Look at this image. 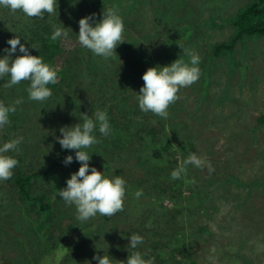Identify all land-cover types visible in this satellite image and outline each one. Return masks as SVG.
<instances>
[{"label": "rangeland", "instance_id": "1", "mask_svg": "<svg viewBox=\"0 0 264 264\" xmlns=\"http://www.w3.org/2000/svg\"><path fill=\"white\" fill-rule=\"evenodd\" d=\"M158 1L124 0L122 9L119 10L120 15L127 10L126 18L129 24L123 23L124 30L135 38L140 37L138 31L143 33L146 40H142V43L152 48L153 56L158 57L156 65L158 67L168 66L179 58L188 62L190 58L182 50H193L200 57L198 67L201 75L196 83L179 90V99L175 104H184V109L177 114V120L171 119L173 123L184 120L190 122L188 126L180 123L174 127L180 139H189L188 144L182 142V148L185 151L176 147L174 151L177 152L173 154L165 146L151 145L150 137H148L144 142L150 147L147 157L150 162H153L157 155L158 157L163 155L164 162H169L174 166L169 172L170 178L172 171L183 163L190 153L195 152L203 161L201 168L195 167L196 170H193L194 175L191 176V182L188 188L183 189L180 197L181 202L185 205L193 203L197 210L191 222L183 224L181 228L186 231V237L189 240L193 238V243L190 245L196 253L198 264H264V123L259 120L264 115V39L249 40L246 58L240 63L238 59L241 54L235 56L234 61H228V53L215 57L214 52L215 45L228 42L233 37L234 28L229 18L252 1L170 0L172 6H175L172 12H176L178 18L167 24L157 22L156 13H152L153 8L152 10L150 8L152 6L150 4L154 5ZM167 1L161 0V4ZM185 1L187 5H192L183 12L182 7ZM115 3L110 4L111 7H114ZM132 5L134 9L130 8ZM72 8V4L68 8L57 0L56 11L51 15L46 14L45 17L54 18L55 23L50 24L57 27L59 24L57 18L62 15L65 17L64 22L68 24L69 12ZM189 10H192L190 16L188 15ZM33 20L37 19L28 18L20 11L12 13L8 9L0 8V58L6 55L4 49L10 48L7 41L16 36L20 38L21 44L29 49L31 55H35L36 48L45 45L42 37L35 35L40 32L39 29L29 30V23ZM18 33L21 36H18ZM174 42L178 43L175 50L172 49ZM77 43L79 42L68 39L65 47L72 50ZM241 49L242 46L238 45L237 53ZM53 52L55 54L54 50ZM19 55L22 53L19 52V46H17L12 59ZM96 59L102 62V58ZM106 61L109 62V60ZM43 62L46 64L44 60ZM246 62L249 63L250 69L244 78L239 67ZM204 63L209 67L207 75L204 74ZM90 65L88 64V69ZM8 80L9 77L5 82L0 79V102H3L5 106H18L15 105V101L22 98L23 103L19 105L23 109L21 111L16 109L21 118L18 124L9 123L0 129V146L12 139L23 137L19 148L28 155L23 158L26 166L34 158L33 154H48V151L53 153L57 147L61 146L57 139L61 136L58 135L60 129L52 127L50 120H58L63 114L58 111L56 103L50 100L51 97L43 103L31 101L28 99V92H19L16 88L20 84L5 87ZM26 86L29 87V85ZM80 87L83 99L75 100L76 105L80 106L79 109L72 106L71 108L66 107L65 117L69 118L73 125L80 123L77 119L81 116L79 113V110L82 111L83 108L81 106L85 109L91 108L93 99L97 96L90 93L87 95L85 82L80 84ZM98 88L99 86H95V89ZM130 93L135 95V91ZM136 101L137 99H133L130 103ZM95 104H100V101L98 100ZM93 134L97 139L103 137L98 127ZM5 135L8 137L5 138ZM6 155L13 156L14 154L9 152ZM209 164L214 169L211 172ZM149 168L152 169V166L149 165ZM96 169L103 172L102 174L106 173L105 167L96 165ZM71 174L73 170L66 169L58 180H67ZM132 174L122 172V176L117 173L104 175L108 178H114L117 175L124 179L126 184L131 186L126 187V193L133 197V201L124 205V211L127 210L126 216L129 219L125 221L124 216L117 215L114 218L115 223L105 224V229L102 230V235L98 239L103 242L104 233H108L111 246L109 251L112 252L109 255L112 254L110 259L113 264L126 262L129 253L133 251L128 246L130 235L123 237L122 232L135 224L144 210L149 218L153 217L154 206L151 202L156 205L155 202L160 199L165 201L164 206L171 207L167 197H179V192L171 191L169 194L143 193L145 198L141 199V196L136 198L135 192L142 190L143 187L135 184V177ZM185 177L186 175H181V178L185 179ZM181 178L172 179V183L178 184ZM54 180L56 179L50 181ZM38 187L40 188L41 184ZM0 192L3 197L7 189H1ZM189 200H194V202H188ZM197 202L202 209L197 206ZM156 206L158 208V205ZM69 210L72 217H76L75 207L72 206ZM168 213L177 215L171 210ZM101 217L98 214L84 223H88L87 226L92 222L98 225ZM168 219H171V216L163 218V221L166 222ZM180 220H173V222L180 224L182 222ZM68 221L65 220V224ZM3 225L9 226L7 223ZM199 228H202L204 232H197ZM121 244L125 248L119 251L117 247ZM107 245L108 243L103 246L102 256L107 255ZM148 252H150L149 249ZM17 253L24 255L22 250L17 249L13 253V256L15 254L14 259ZM10 255L8 254L7 257ZM156 259L157 264H173L172 261L159 254ZM93 262L94 260L90 257L86 263ZM181 264L185 262L181 261Z\"/></svg>", "mask_w": 264, "mask_h": 264}, {"label": "trees", "instance_id": "2", "mask_svg": "<svg viewBox=\"0 0 264 264\" xmlns=\"http://www.w3.org/2000/svg\"><path fill=\"white\" fill-rule=\"evenodd\" d=\"M58 1L68 8L72 2V0ZM74 1L78 3L74 9L70 10V15L71 20L77 25L81 18L92 14H95L94 21L99 22L102 19L103 11L111 7L110 4L116 2L114 7L119 11L124 2V0H114L113 2H111L112 0ZM251 1L229 18L234 28L233 37L228 42L214 46L215 57L233 52L228 60L234 61L238 54L247 55L249 40L264 39V0ZM185 4L187 5V1ZM150 5H152L150 6L151 10L153 8L152 13H156L159 23L167 24L178 18V14L172 12L175 6H172L170 0L163 5L161 0ZM130 8L134 9L133 5ZM126 13L127 10L120 16L124 19L123 23L129 24ZM50 23H55L54 18L45 17L29 23V30L39 29L40 32L35 35L41 36L45 41L44 46L36 48L34 56H43L42 59L56 70L58 76V82L49 84L47 87L52 92L50 100L56 103L58 111L62 112L61 114L64 116L61 115L58 120L51 119L50 125L57 129L73 126L71 120L65 117L67 115L66 107L71 108L72 106L79 109L80 106L76 105L75 100L83 99V93H80L82 90L80 84L85 82L87 95L90 93L97 96L93 99L91 108L85 109L84 106H81L83 108L82 111L79 110V113L81 115L82 113L93 114L97 109L104 110L111 126V134L98 138L100 142L87 150L91 155L90 168H96V165L105 167L107 175L117 173L122 176V172L133 173L135 184H140L145 194L179 192L177 198L167 197L171 207L164 206V200L159 199L155 202L158 208L150 201L154 206L153 217L149 218L148 213L144 210L135 224L122 232L123 237L132 234L142 236L144 243L138 245L135 251H139L145 258L154 257L155 264H157L156 256L158 254L172 261L173 264H181V261H184L185 264H198L196 253L191 247L193 238L189 240L186 237V231L181 228L183 224L191 222L194 215L197 214V210L193 203L185 205L180 199L183 189L188 188L187 186L191 182V176L194 175L193 170L196 169L189 165L185 179L181 178L179 183L174 185L169 177V172L174 166L169 162H164L163 155L161 157L157 155L156 160L150 162L147 157L150 147L144 143L145 139L150 137L151 145L165 146L173 154L177 152L174 151L176 147L184 150L182 142L188 144L189 139H180L174 127L180 123L188 126L190 122L184 120L173 123L171 121V119L177 120V114L184 109V104H171L168 108L169 119H157L154 122L155 115H152L151 112L141 113L137 101L130 103L131 100L136 99L134 97L139 93L138 91L134 96L129 94L135 88L137 81L134 80L138 69L144 68L147 64L151 65L150 67H156L158 63V57L153 56L152 48L147 47L146 43H142L146 37L138 31L139 36L143 39L135 38L124 30L123 39L125 42L117 46V56L114 59H107L109 62L103 58L102 62H99L96 59L99 56L93 55L90 50L81 47L79 43L75 44L74 49L68 50L65 47L67 39L52 40L51 35L54 30ZM93 26L95 25L93 24ZM68 34V37L74 36L72 30ZM18 36L21 34L18 33ZM238 45L242 46L239 53L236 51ZM176 47H178V43L174 42L172 49L175 50ZM88 64H91L89 69ZM203 69L206 74L209 70L206 63L203 64ZM126 71L130 72L131 77H129L128 83H125ZM117 76L122 78L116 80ZM2 80L3 82L7 81V76ZM143 84L139 83L142 86ZM26 85H29V82L24 81L16 88L19 92H27ZM95 86H99V88L95 89ZM96 98L98 99L96 100ZM98 100L100 104H95ZM177 105L179 107H176ZM15 107L18 111L23 109L20 105ZM20 119L17 111L9 114L10 123L18 124ZM79 120L80 118L77 119V121ZM259 120L264 123V115ZM80 123H82L81 120ZM58 135H61L60 138H62L61 132H58ZM7 137L5 135V138ZM20 151L12 152V155L14 154L12 157L18 160L12 178L0 181V190L7 189L3 197L0 192V264H87L90 257L92 260L96 255L102 257L101 251L107 243V255L109 258L112 257V254L109 255L112 252L109 251L111 246L108 233H104L103 242L98 239L102 235V230L105 229V224L107 222L115 223L114 218L117 215L124 216L127 221L129 219L126 216L127 210L118 212L111 218L102 216L99 218L101 221L98 225L92 222L87 226L88 223H81L76 217H72L69 209L75 206L66 205L63 199L57 195L58 190L67 186V180H58L61 178V174L66 169L73 170V173L77 172L81 166L75 160V150H65L60 146L53 153L48 150V154L38 155L35 153L33 154L34 158L26 166L23 158L28 155L24 151ZM69 155L73 156V162L65 165L63 161ZM46 157L50 158L45 159ZM149 165L152 166V169L149 168ZM51 179L56 180L50 181ZM39 184H41L40 188ZM126 187L131 186L126 184ZM145 197L142 194L140 198ZM132 199L131 194L125 193L124 205H128L129 201H133ZM188 202H194V200ZM197 206L200 207L198 202ZM200 208L202 209V207ZM169 210L177 215L169 214ZM168 216H171V219L164 222L163 218ZM65 220H69L67 224H65ZM173 220L182 222L178 224ZM3 223H7L9 226L6 227ZM197 232L204 231L199 228ZM123 246L121 244L117 247L119 251L125 248ZM17 249L22 250L24 255L17 253L14 259L15 254L13 256V253ZM8 254H11L10 257H7ZM90 264H98V262L94 260Z\"/></svg>", "mask_w": 264, "mask_h": 264}, {"label": "clouds", "instance_id": "3", "mask_svg": "<svg viewBox=\"0 0 264 264\" xmlns=\"http://www.w3.org/2000/svg\"><path fill=\"white\" fill-rule=\"evenodd\" d=\"M77 3V1L72 0L69 6L72 4V9H74ZM56 5L57 0H0V8L8 9L12 13L20 11L32 19H43L46 14H53L56 11ZM191 5L187 6L184 2L183 12ZM189 11L192 12V10ZM180 14L182 13L180 12ZM94 15L81 18L79 25L71 20L70 12L68 24L64 22V16H58L59 24L57 27L53 25L54 31L51 39L55 41L63 38L78 41L81 47L90 50L93 55L105 60L114 59L117 56V46L125 42L123 39V19L115 7L104 10L102 19L99 22L94 21ZM71 30L74 36L68 37ZM7 44L10 45V48L4 49L6 55L0 58V79L6 76L9 77L5 87H12L27 81L29 82V87L26 89L28 99L41 103L47 101L52 95L47 85L58 82L56 70L45 64L41 57L29 54V49L21 44L19 37L9 39ZM17 46H19V52L22 55L12 59L13 54L17 51ZM182 51L190 58L188 62L179 58L168 66L150 67L151 65L147 64L144 68H139L135 74L134 81L137 82L133 91H135V94L139 91L136 96L139 111L143 114L151 112L152 115L156 116L153 117L154 122L157 119L166 120L169 115V106L175 104L179 99V90L190 87L200 78L199 55L190 49H183ZM228 54L229 58L232 53ZM245 58L246 56L241 55L238 63ZM249 67L248 62L239 67L244 78L250 69ZM125 75L127 76L125 83H128L131 78L130 72L126 71ZM121 78V76H117L115 79ZM141 82L144 83L143 86L139 85ZM21 103H23L22 98L15 101V105ZM15 111L16 107L14 105L5 106L3 102H0V129L10 123L9 114ZM80 120L82 123H77L71 127H62L60 129L62 138L57 137L62 149L75 150V160L81 165L78 171L71 174L70 179H67V186L58 190L57 195L63 199L66 205L75 206L76 219L84 223L98 214L111 218L118 212L123 211L126 181L117 175L114 178L105 177L102 174L103 172L98 171L95 167L90 168L91 155L87 150L100 142L93 134L94 131L98 127L102 136L107 137L111 134V126L106 111L97 109L91 116L82 113ZM23 139V137H18L0 146V181L12 178L18 160L6 155V153H18ZM72 162L73 156L71 155L63 161L65 165ZM189 165L201 168L203 161L195 152L190 153L183 160V163L172 171L171 179L176 180L181 178L182 174L186 175ZM208 167L210 172L214 170L210 164ZM142 194V190H137L134 195L139 198ZM143 242L144 238L138 234L130 236L128 246L133 251L129 253L126 262L122 261V264H155L154 257L146 259L139 251H135L138 245L143 244ZM93 259L98 264H113L108 255L102 257L96 255Z\"/></svg>", "mask_w": 264, "mask_h": 264}, {"label": "flooded vegetation", "instance_id": "4", "mask_svg": "<svg viewBox=\"0 0 264 264\" xmlns=\"http://www.w3.org/2000/svg\"><path fill=\"white\" fill-rule=\"evenodd\" d=\"M191 14H192V12L189 11V14H188V15L190 16ZM183 20H184V19H183Z\"/></svg>", "mask_w": 264, "mask_h": 264}]
</instances>
